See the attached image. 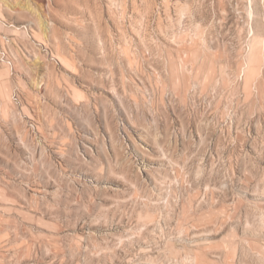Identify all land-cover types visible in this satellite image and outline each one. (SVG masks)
<instances>
[{"label":"rangeland","instance_id":"374dc122","mask_svg":"<svg viewBox=\"0 0 264 264\" xmlns=\"http://www.w3.org/2000/svg\"><path fill=\"white\" fill-rule=\"evenodd\" d=\"M0 264H264V0H0Z\"/></svg>","mask_w":264,"mask_h":264}]
</instances>
